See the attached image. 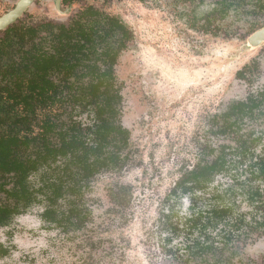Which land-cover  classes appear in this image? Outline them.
Masks as SVG:
<instances>
[{"label": "trees", "instance_id": "1", "mask_svg": "<svg viewBox=\"0 0 264 264\" xmlns=\"http://www.w3.org/2000/svg\"><path fill=\"white\" fill-rule=\"evenodd\" d=\"M246 1L218 2L205 17L204 30H210L216 17L225 20L234 5L238 13L253 17L264 13L263 0H253L257 5L254 12L246 11ZM85 21L84 13L69 29L59 28L58 33L53 26L45 27L50 52L43 51L45 41L36 42L39 32L32 28L11 29L0 39V229L43 196L47 203L43 219L48 224L64 233L81 230L90 214L81 199L69 196H79L90 176L119 163V153L128 139L118 124L120 97L107 74L98 69L99 59L78 57L92 41L84 30ZM120 29L124 27H112L107 33ZM100 31L106 33V28ZM93 61L84 77L91 73L95 76L87 86H81L80 96L73 95L68 79L76 69L68 68ZM66 91L67 106L62 99ZM261 97L233 104L226 115L213 120L211 134L233 135L235 145H222L217 150L202 148L199 164L171 192L193 196L191 216H180L171 207L173 200H165L167 210L162 213L158 238L172 261L244 264L241 245L252 234H264V157L254 163L251 153L255 146L262 145L264 135L241 134L246 118H264V95ZM74 104L80 105L82 115L87 114L89 120L94 116L95 123L84 126L78 119H62L59 111ZM35 129L39 131L35 133ZM34 176L39 178L38 188L31 183ZM216 182L219 185L213 186ZM198 192L206 201L196 197ZM241 196L243 202L238 201ZM61 199L66 200L64 210L58 206ZM244 206L249 210L246 213L241 211ZM256 211L257 215L262 213V219L257 215L250 218ZM179 239L184 240L183 248L173 245Z\"/></svg>", "mask_w": 264, "mask_h": 264}, {"label": "rangeland", "instance_id": "2", "mask_svg": "<svg viewBox=\"0 0 264 264\" xmlns=\"http://www.w3.org/2000/svg\"><path fill=\"white\" fill-rule=\"evenodd\" d=\"M19 1L0 0V16ZM212 1L198 10L196 29L192 28L195 17L185 13L193 10L189 0L87 1L119 17L133 32L117 68L122 123L132 133V160L117 181L134 187L135 219L120 226L108 200L112 178L103 177L90 193L96 230L104 233L110 225L111 231H119L115 232L118 241L100 236L99 247L79 248L74 245L82 241L77 236L74 241L47 231L41 221L42 208L37 206L0 229V264H166L167 259L157 256L161 246H153L159 241L157 228L149 229L156 203L177 178L179 166L194 162L207 115L224 112L253 89L264 87V45L252 48L246 41L252 30L264 27V16L233 10L226 21L217 17L205 33L204 19L213 8ZM55 2L37 0L24 18L67 23L78 11L77 6L57 8ZM254 61L260 62V72L251 86L237 75ZM241 248L244 263L261 262L264 240Z\"/></svg>", "mask_w": 264, "mask_h": 264}, {"label": "flooded vegetation", "instance_id": "3", "mask_svg": "<svg viewBox=\"0 0 264 264\" xmlns=\"http://www.w3.org/2000/svg\"><path fill=\"white\" fill-rule=\"evenodd\" d=\"M26 1V0H20L17 5L9 12H7L6 14L0 16V20L3 18H6L10 15H12L14 12H16V10H18V8L21 6V4ZM37 0H33L32 3L30 5H28L24 11L22 12V14L16 18V20H14L13 22H11L10 24L7 25V27H5L4 29L0 30V39L5 37V34L14 28L20 27V28H32L35 29L37 32L35 35V40L36 42H44V49L43 51L46 52H50V46L49 44L46 42V39L49 37V34L47 35V33L45 32L44 28L47 26H53L54 30L56 33L59 32V28L64 27L65 30L69 29V27L73 24L74 21H76L77 19H79V17L81 16V14H84L87 16V21H85L86 26L85 29L86 32H88L92 38V41L90 43V45H85V47L82 49L83 53H80V56L78 57H83V56H91L94 57L95 59H99L100 61L97 62V67L98 69H101L104 73H106V78L108 79L109 82H113L114 85V89L116 90V92L118 93L119 97H120V102H119V114H118V118H119V125L120 127L127 132V138L124 144V147L122 149V151H120L119 153V163L116 167H113V165L110 164V166L108 168H106V170H101L99 173H96L94 176H90L89 180L85 181L83 183V188H82V192L79 196H77V194L75 196H69L70 198H79L82 200V203L85 207V209L89 212V218L88 221L85 223L84 227L79 230V231H70L68 233H64L63 230L56 228L53 225L48 224L44 219L43 216L45 214L46 211V207H47V203H45L44 201V197L43 196H39L38 200L34 202V204L28 208L26 211H24L23 213L17 215L15 217V219L13 220V222L16 220V218H18L19 216H22L23 214L27 213L29 210H32L33 208L37 207V206H41L42 210V215H41V221H42V225L43 227L50 232L56 231L58 232V234L60 236L63 237V239H66L67 237L71 240L75 241V237L77 236L76 240H80L82 239V241L79 244H74L75 246H79V248L84 247H99L100 245L103 244V237L104 238H109L112 241H118V235L115 232H119V231H111V226L109 225L108 228L106 230H103L104 233H101L99 230L97 231V223H96V217L91 205V190L93 189L94 183L97 179H102L103 177H108L110 176L112 178V182L113 184L109 187V192H108V200L113 208L114 211V216L119 218V222H120V226L125 227L127 224L129 225V222L133 219V215L132 213H134V208H135V194H134V187L131 184H125L122 182H119L120 180L117 181V179H120L121 175L123 174L125 168H127L128 166H130V162L132 160V156H131V142H132V133L123 126L122 123V104H123V94H122V90H121V86L119 85L118 82V77H117V68L120 64L121 58L123 53H125L129 47L131 42L133 41V32L132 30L129 28V26L123 21L121 20L119 17L117 16H113L111 14H109L108 12H106L105 10L99 9L93 5H90L89 2H87L88 0H55V6L57 8L60 7H66L67 9H72L74 7H78V11L77 13H75L69 20L68 22H57V21H53V20H43L40 22H30L28 19H25L24 16L26 14V12H28L27 10L29 9V7L31 5H33ZM141 2H147L149 0H139ZM154 1H158V0H154ZM193 6V10L190 11H185V13H189L191 15H193L195 18H197V20H195L192 22V28L196 29L197 26H199V22L200 20H198V10H200L204 5L205 2L207 0H189ZM222 0H215L211 2L212 5V9H210L211 11H213L215 9V7L217 6L218 2H220ZM264 1V0H263ZM83 2H87L83 5ZM248 3V2H247ZM249 4L251 5L249 7ZM253 4V6H252ZM246 11H257L256 7L257 5L254 4L253 0H249L248 5H246ZM236 11L235 5L232 8V10L230 9L228 11V16L227 18L224 20L226 21L228 19V17L230 16V13L232 11ZM210 11V12H211ZM209 12V13H210ZM247 15V14H245ZM248 16H252V15H248ZM260 16H264V13L261 14ZM260 16H256V17H260ZM217 18V17H216ZM186 19L189 21L188 16H186ZM204 22H206V20L204 19ZM198 23V24H197ZM205 24V23H204ZM203 24V25H204ZM123 26L124 29H120V30H116L115 33H107L108 31L111 30L112 27L115 26ZM105 27L106 28V33H102L100 31L101 28ZM204 27V26H203ZM116 29V28H115ZM264 29V27L262 28ZM260 29V30H262ZM204 30V28H203ZM258 30V31H260ZM205 31V30H204ZM252 30V33L248 35L247 38V43L248 40L258 31ZM210 32L209 31H205V33ZM66 41H64L63 44H65ZM264 45V44H263ZM262 45V46H263ZM90 53V54H89ZM89 54V55H88ZM96 54V55H95ZM70 61H73L70 57ZM95 63V61L91 62V63H79L76 64L73 67H70L68 69H76L75 71V75L73 76V74L70 75L71 78L68 79V83L71 85L72 91L71 93H73V95L75 93L78 94V96H80V89L82 85L87 86L89 81L91 80V76H95V74L91 73V75L84 77L87 73H89V64ZM74 64V63H73ZM248 69V70H247ZM248 71L246 73V77H243V73L245 71ZM260 72V62L258 61H254L252 64L245 66L241 71L238 72V79L241 81H246L248 82L249 85L253 86L254 82V78L256 76H258ZM69 95V91H66L63 94V102L66 104L63 105H69V101L67 102V96ZM261 95H264V87H261V89H257V90H252L245 99L243 100H237L234 101L232 104H230L228 106V108L224 111V112H214V113H209L206 117L205 123H204V127H205V131L203 132V135L200 136L201 138L198 140L200 142L199 148H198V152H196V157L194 162H183L179 168H178V176L175 179V181L173 182L172 186L166 191L165 194L161 195L160 199L158 200V202L155 205L154 208V212L152 211V213L154 214L153 217V221L149 227V229L152 228H157L156 233H158L159 235V231L161 229V217H162V213H164L167 210V204L165 203L166 199H168L169 197L173 200L171 202V207H173L175 212H178L180 216H191V212H192V201L191 198L193 197L190 194H183L182 191H178L177 192V196L172 195V191H174L175 189H177V184L182 181V179H184L185 175L188 172H191L195 169V166L197 164H199V162L201 161L202 158V148L203 149H207L208 147H211L215 150L219 149L220 146L222 145H232L234 146L235 143L233 142V135H215V134H211V128L213 127V120L218 117L220 119L221 116L226 115L229 112V108L236 103H240V102H244L247 103L248 99L250 97L254 98L255 100H260L262 99ZM78 100V99H77ZM264 102V101H263ZM61 107H55V109H58ZM261 111L264 112V103L261 107ZM258 113V112H257ZM59 114H61L63 117L62 119H65L67 121H70V118H73L74 120L78 119L79 121H82V124L84 126H90L93 124V122L95 123V117L91 116L90 120L88 119L87 114H85V116L82 115L81 113V108L80 105L78 104H74L73 106H68L67 109H64L63 111H59ZM243 132L241 134L247 133V132H254V134L257 136V134H261L263 133L264 135V118H259V119H255V120H251L250 118H246L243 122ZM39 130L35 129V133H37ZM26 134V133H23ZM256 136H254L253 138H255ZM264 144V139H263V143ZM262 145H257L255 146V148L252 150V154H253V159H254V163L259 160L260 157H264V153H263V147ZM92 161L94 159H91ZM59 161V160H58ZM251 162V161H250ZM60 164V162H59ZM119 176V177H118ZM31 183L33 185H36L35 188L40 187L39 186V178L37 177H32L31 178ZM71 183V182H69ZM219 185V182H216L213 184V186ZM259 185L261 186V182H259ZM195 196V195H194ZM203 194L202 193H197L196 197H202ZM241 197H239V199H241ZM204 199V198H203ZM205 200V199H204ZM242 200H244V198H242ZM206 201V200H205ZM239 201V200H238ZM240 202V201H239ZM58 206L60 207L61 210H64L66 207V200L65 199H61L58 202ZM166 206V207H165ZM166 208V210H164ZM253 209V207L251 208V210ZM242 212H248L249 210L244 206L241 210ZM262 215V213H259ZM257 215V211L254 214H251L250 218L255 217L256 215L258 216V220L262 219V217L260 215ZM128 215V217H127ZM125 216V217H124ZM256 216V218H257ZM127 225V226H128ZM10 226V225H9ZM4 228H7L4 227ZM160 228V229H159ZM122 230H125V228H122ZM220 230H217L213 235L214 237L217 236L218 232H220ZM103 236V237H100ZM163 237H165V235H163ZM264 240V234L261 235H256V234H252L250 236V238H247V241L244 242L245 245H243V247H247L248 246H252L253 244L258 243L259 241ZM183 239H179V240H175L173 242L174 247H181L183 248V244L181 242H183ZM251 245H250V244ZM95 244V246H94ZM155 244V243H154ZM158 245V247L156 246ZM156 245H153L154 248H160L161 246V251H159L158 249V254L157 256L159 257V259H161V256L165 259H167L166 264H176L177 262L172 261V258L167 256V254L162 250V244H161V238L159 239V241L157 242ZM176 245V246H175ZM246 248V249H247ZM245 249V252H246ZM185 253V251H182V253ZM155 257V256H154ZM184 260L186 259V256H184ZM242 258L243 254H242ZM162 260V259H161ZM187 260V259H186ZM249 260V259H248ZM247 260V261H248ZM245 261V260H244ZM155 262H158L155 259ZM153 264V262H152ZM177 264H185L184 262H179ZM190 264H201V263H197V262H192ZM246 264V263H244ZM257 264V263H256ZM258 264H264V255L261 259V262Z\"/></svg>", "mask_w": 264, "mask_h": 264}, {"label": "water", "instance_id": "4", "mask_svg": "<svg viewBox=\"0 0 264 264\" xmlns=\"http://www.w3.org/2000/svg\"><path fill=\"white\" fill-rule=\"evenodd\" d=\"M33 0H26L24 1L21 6L14 12L12 15L3 18L0 20V30L7 27L8 24L16 20L17 17H19L24 9L32 3ZM264 44V29L258 31L255 33L249 40L248 45L252 48H259Z\"/></svg>", "mask_w": 264, "mask_h": 264}]
</instances>
